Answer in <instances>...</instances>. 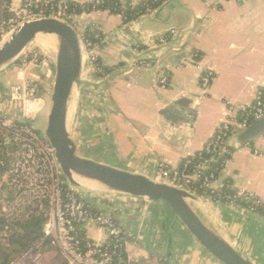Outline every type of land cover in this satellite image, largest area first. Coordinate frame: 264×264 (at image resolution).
Here are the masks:
<instances>
[{
	"label": "crops",
	"instance_id": "1",
	"mask_svg": "<svg viewBox=\"0 0 264 264\" xmlns=\"http://www.w3.org/2000/svg\"><path fill=\"white\" fill-rule=\"evenodd\" d=\"M23 1L10 0V5L17 8ZM75 21L80 29L99 30L102 36L101 72H94L82 53L81 83L69 105L68 132L82 158L157 181L159 164L176 169L201 153L225 119L227 105L252 104L256 90L264 86V0H167L128 23L104 11L80 14ZM197 62L215 74L206 96L199 88ZM20 69L18 62L0 72V119L5 121L21 115L20 102L11 97L13 88L24 89L17 79ZM22 70L46 107L53 59L43 56ZM165 72L168 85L162 89L157 77ZM181 98L191 100L194 121L173 126L164 112ZM230 146L232 154L221 163L214 188L228 184L264 203V135L240 149ZM194 195L198 212L211 227L252 264H264V217ZM95 198L97 211L111 214L133 236L125 240L124 251L134 264H219L164 204L121 195ZM86 234L105 241L100 230ZM47 255H52L50 264H60L55 253Z\"/></svg>",
	"mask_w": 264,
	"mask_h": 264
},
{
	"label": "built area",
	"instance_id": "2",
	"mask_svg": "<svg viewBox=\"0 0 264 264\" xmlns=\"http://www.w3.org/2000/svg\"><path fill=\"white\" fill-rule=\"evenodd\" d=\"M101 2L102 0H24L19 7L13 8L10 0H0V42L23 21L45 17L66 22L79 35L89 27L79 28L75 21L78 16L74 13L76 7L84 9L87 4L88 7L82 13L86 14L96 11ZM70 4L75 6L70 9ZM91 31L95 33L93 43L83 41L79 35L81 49L94 72L100 73L98 53L102 38L99 30ZM173 33L171 31L158 42L166 43ZM191 58L196 62L198 53L194 52ZM195 65L199 71V88L206 96L215 74L211 68H203L198 62ZM168 78V72L157 77L159 88H166ZM37 92V86L31 81H24L22 92L12 89V99L21 104V115L13 121L2 120L3 131L0 133V167H5L0 172V242L6 244L13 234H22L14 223L32 218L42 221L43 240L36 242L11 264H38L41 258L39 250H42L47 241L66 264H134L135 261L124 251L125 240H133V236L111 214L92 210L86 197L64 179L54 148L44 136L32 129L31 122L45 108V103ZM263 115L264 86L256 90L252 104L227 105L225 119L205 143L202 152L219 157L231 156V138ZM253 153L257 155L258 151ZM208 170L206 161L192 165L191 160L187 159L176 169H169L161 163L158 165L157 181L192 194H196L197 190L203 194L207 191L214 194L223 186L214 188L217 178ZM226 186L230 188L228 184ZM207 198L211 199L209 196ZM224 203L240 206L247 214L264 217V203L246 193L234 191ZM88 229L102 231L105 241L98 242L88 237Z\"/></svg>",
	"mask_w": 264,
	"mask_h": 264
},
{
	"label": "water",
	"instance_id": "3",
	"mask_svg": "<svg viewBox=\"0 0 264 264\" xmlns=\"http://www.w3.org/2000/svg\"><path fill=\"white\" fill-rule=\"evenodd\" d=\"M39 37L53 42V83L43 136L54 148L56 161L67 183L86 194L121 195L164 204L197 244L219 264H252L211 227L197 210V197L182 189L140 174L117 169L76 154L68 132L69 105L81 83L82 49L78 33L66 22L45 17L17 25L0 43V72L13 65ZM191 100L181 98L164 112L173 126L191 125ZM264 135V115L235 134L230 142L240 149ZM92 188H90V187Z\"/></svg>",
	"mask_w": 264,
	"mask_h": 264
},
{
	"label": "trees",
	"instance_id": "4",
	"mask_svg": "<svg viewBox=\"0 0 264 264\" xmlns=\"http://www.w3.org/2000/svg\"><path fill=\"white\" fill-rule=\"evenodd\" d=\"M167 0H141L135 4L131 2H127L122 4L119 0H102V2L97 6L96 11H104L110 14H118L122 17L123 23H128L132 20H135L143 15H147L150 12L159 8L164 2ZM75 5L70 4L69 8H73ZM84 9L88 7L87 4L84 5ZM84 9L77 6L75 9V14L80 15L83 13ZM67 22L69 20L66 19ZM94 32H92L89 28L81 32L79 35L83 41L94 42ZM100 38L102 36L100 35ZM101 47V45H100ZM103 72V71H102ZM106 73V72H105ZM103 73V74H105ZM2 119H0V133L3 131L2 129ZM2 157L0 156V159ZM212 159H215V162H212ZM227 159V157H217L216 154L206 155L203 152L195 155L194 157L188 159L191 160L192 165L198 164L201 161H206L209 170L208 172H212L214 176L217 178L218 173L221 169V163ZM5 169L0 167V172H3ZM207 172V173H208ZM235 190L223 185L218 192L214 194H209V192H205L203 194L202 191L197 190V195L210 197L213 201L225 202L228 196H231ZM89 196V195H87ZM85 196V200L88 204L91 205L92 210L95 212L97 209L94 206V202L92 197L89 198ZM245 205V204H243ZM2 223V222H1ZM0 223V228H1ZM13 225L20 228L22 234L20 235H12L6 242L3 244L0 242V264H11L16 258L20 257L24 254L28 249L33 247L36 242H40L42 239V221L40 219H30L29 221H24L20 223H14ZM42 250L43 252H53L55 253L54 259L59 261L60 264H66L59 253L53 248L49 246L48 241L44 242Z\"/></svg>",
	"mask_w": 264,
	"mask_h": 264
},
{
	"label": "rangeland",
	"instance_id": "5",
	"mask_svg": "<svg viewBox=\"0 0 264 264\" xmlns=\"http://www.w3.org/2000/svg\"><path fill=\"white\" fill-rule=\"evenodd\" d=\"M40 42H41V39L38 38L33 44H31L26 49V51L22 54V56L13 65L19 62L20 67L23 69L29 62L37 63V61L42 59L43 56H49L50 58L53 59L54 55H53L52 49L43 47L40 44ZM22 69L18 70L17 79L19 81L24 82L26 79H25L24 71ZM48 109H49V102L47 106L37 115L35 120L31 122L32 129L36 131L40 136H43V130L46 126ZM80 193L84 196L87 195V194H83V192H80ZM92 197H96L95 199L99 201L106 200L103 195L92 196ZM42 250H45V249H42ZM42 250H39L40 251L39 253L41 254V258L38 264H50V258L52 257V255H47L48 253L43 252ZM36 252L38 253V251ZM25 264H33V263L26 262Z\"/></svg>",
	"mask_w": 264,
	"mask_h": 264
},
{
	"label": "bare ground",
	"instance_id": "6",
	"mask_svg": "<svg viewBox=\"0 0 264 264\" xmlns=\"http://www.w3.org/2000/svg\"><path fill=\"white\" fill-rule=\"evenodd\" d=\"M41 39V42L40 44L45 47V48H50L52 49L53 48V42L50 40V38L48 37H39ZM44 40V41H43ZM90 187V186H88ZM92 188V187H90Z\"/></svg>",
	"mask_w": 264,
	"mask_h": 264
}]
</instances>
